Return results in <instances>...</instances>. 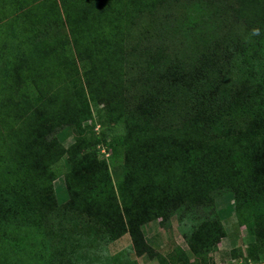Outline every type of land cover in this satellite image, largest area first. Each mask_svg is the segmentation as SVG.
<instances>
[{"label":"trees","instance_id":"1","mask_svg":"<svg viewBox=\"0 0 264 264\" xmlns=\"http://www.w3.org/2000/svg\"><path fill=\"white\" fill-rule=\"evenodd\" d=\"M149 1L88 0L74 8L62 0L61 17L63 14L70 30L74 59L86 66L84 83L75 91L81 101L71 100L67 106L62 103L49 106L43 99L34 111L27 105L25 97L18 102L2 103L1 112L14 109L17 120H21L11 135L16 148L7 149L8 152L15 149L16 155L11 156L9 165L5 163L0 175V192H8L6 197L0 194V237L13 238V242L19 243L18 251L22 247L25 249L24 245L32 250L31 244L37 237L36 224L40 222L39 230L44 233L46 228V234L50 232L58 238L51 251L61 254V244L64 249L67 244L73 250L67 255L65 264H119L125 258L123 252L109 257L103 246L107 247L124 234H129L135 254L153 257L155 253L146 244L141 226L152 220L162 221L163 217L156 214L147 220L143 193L128 190L124 181H119L117 172L126 170L132 176L138 172L149 173L148 168H154L158 175L173 177L178 170L177 163L172 161L178 160L176 156H186L187 147L192 149L190 154L196 152L199 155L192 163L199 170L191 180L208 184L212 191L218 189L224 195H232L237 218L243 225H248L250 236L258 235L250 223L251 218L245 216V209L252 201L255 209L261 210L264 204V72L240 82L234 74L235 80L227 78L224 64L238 53L239 45L235 49L232 43L224 41V56L212 58V66H208L206 72L201 67L192 72L182 64L179 68H184L183 71L175 72L178 62L170 57L163 60L156 56L151 62L143 57L139 79H131L126 87L128 73L122 60L125 35L121 24L124 18L129 19L143 7H149ZM235 1L238 25L258 29L264 24V0ZM15 4L19 7L20 1ZM51 11L60 12L58 7ZM86 22L88 25L84 27ZM49 46L36 44L32 53H25L26 58L18 54L20 59L16 57L13 68L30 63L32 69L37 61L41 65V60H48L52 55ZM259 55L262 65L263 46ZM63 68L67 69V65ZM64 72L66 70L61 73ZM145 77L155 79L157 84L166 83L170 91L182 88V100L185 103L188 99L191 106L177 125L167 123L169 121L156 110L154 103L147 102L148 99H142L132 108L127 107L129 103H126L132 97V83ZM87 97L96 106L103 104L108 126L101 134L91 131L88 141L78 140L64 149L54 137H48L61 124L81 129L80 120L90 117L85 104ZM79 107L82 109H77ZM78 112L80 119L76 118ZM105 138L113 139L125 148L123 153L108 161L118 179L114 188L107 166L97 160L94 152L96 144ZM25 153L27 158H24ZM189 159L192 156L185 160ZM57 177L64 178L67 194V200L62 204L59 203L63 200L59 201L53 190ZM114 189H117L118 198ZM199 196L200 193L195 202L202 204L205 199H199ZM55 214L60 217L58 221L54 220L55 226L66 225L60 230L64 234L54 225L50 226L53 221L50 222V217ZM210 225H205L203 238L207 240L198 238L201 243L196 241L197 245H189L195 256L210 252L215 248L216 240L222 237L217 226L208 228ZM69 234L79 239L77 249L69 240ZM36 246L39 249V245ZM249 255L252 257L251 251ZM53 257L59 261L60 257ZM244 258L242 264H248L249 258Z\"/></svg>","mask_w":264,"mask_h":264},{"label":"rangeland","instance_id":"2","mask_svg":"<svg viewBox=\"0 0 264 264\" xmlns=\"http://www.w3.org/2000/svg\"><path fill=\"white\" fill-rule=\"evenodd\" d=\"M17 1H20L19 7L15 4ZM65 1L75 8V6L81 7L88 0ZM61 3L62 0H0V175L5 163L9 165V160L13 159L11 156L16 155L15 149L11 152L7 149L11 146L16 148L11 142V135L21 121L17 120L14 109L1 112L3 102L9 100L18 102L25 97L28 100L27 105L34 111L39 108L43 99L49 106L61 103L62 106H67L66 104L71 100L77 103L81 101L75 91L84 83L86 66L83 62L74 59L70 30L65 24L63 14L61 17L63 11ZM149 5L131 16L132 18H124L121 24V30L125 35L122 60L125 72L128 73L126 87L131 79L135 81L139 79V70L143 69L140 66H144L140 64L143 57L150 62L156 56H160L163 60L170 57L178 62L175 72L183 71L184 68L181 70L179 68L181 64L192 72L197 69L196 67H201L206 72L208 66H212V58L224 56V41L232 43L235 49L236 45H239L238 53L234 57L230 56L229 63L224 64V74L227 78H233L234 74L238 79L237 82H240L264 72V63L261 65L259 55V50L264 47V24L258 29H245L238 25L235 0H154L153 2L150 0ZM55 7H58L60 12L51 11ZM87 22L84 27L88 25ZM218 42L220 44H217ZM41 43L50 45L49 51L52 55L47 58L48 60H41V65L37 61L32 69L29 68L30 63L24 64L22 68H13L12 65L16 64L18 54L25 55L26 58V54L32 53L34 46ZM135 45L138 47L136 48ZM33 57L31 61L34 60ZM66 65L67 69H64ZM63 70L66 72L62 74ZM177 89L170 91L166 83L157 84L155 79L145 77L142 81L132 83L130 87L132 97L126 104L129 103L127 107L132 108L142 99H148L147 102L154 103L156 110L169 121L167 123L177 125L191 106L188 99L185 103L182 100L184 94L182 88ZM85 104L88 106L86 109H89L90 117L87 120H80L81 129L76 130L67 124H61L48 138L54 137L64 149H68L78 140L88 141L91 131L101 134V131L108 126L103 104L96 106L88 97L85 98ZM77 109L81 110L82 107ZM76 118L80 119L79 112ZM82 131H84L82 134L78 133ZM94 149L97 160L105 163L108 168L113 188L117 187L118 179L113 174L108 161L123 153L124 145L105 138L101 139ZM187 149L186 156H176L178 160L172 161L177 163L176 170H178L173 177L158 175L154 168H148L149 173L138 172L132 176L128 175L126 170L117 172L119 181L123 180L128 190L135 194L143 193L147 220H151L156 214L163 217L162 221L157 219L144 224L158 222L163 229V231L147 229L144 233L145 238L154 245L149 243L152 247L158 246L156 264H241L244 257L249 258L248 264H264V204L261 210L255 209L252 201L245 209V216L251 218L250 223L255 226V232L258 233L256 236H250L248 225H243L234 212L235 201L232 195H224L223 191L218 189L212 191L208 184H198L191 180L192 175L197 174L199 170L192 165L194 159H199V155L196 152L190 154L192 149L190 147ZM25 155L24 158H27L28 154ZM191 156L192 159L185 160ZM165 181L167 183L163 185ZM53 190L57 199L63 200L58 202L59 204L67 200L63 177L56 178L53 182ZM113 191L118 198L117 189ZM199 193V199H205L202 204L195 202ZM0 194L6 197L8 192L2 191ZM106 205L110 206V203ZM59 218V214L51 216L50 222L53 221L50 226H55L54 220L58 221ZM206 223L217 226L219 236L222 234V237L216 240V246L210 252L195 256L189 245L190 243L197 245L196 241L203 238ZM36 225L37 237L33 239L31 251L26 245H24L25 249L22 247L21 251H18L16 246L19 243L13 242V238L0 237V264H65L67 262V255L73 250H70L67 244H64V249L61 244V254H57L55 250L51 251L53 249L51 247H56L57 236H52L50 232L46 234L48 231L46 228L44 233L43 230H39L42 225L40 222ZM64 226L66 225L55 227L59 233L64 234L60 231ZM166 229L167 232L164 231ZM144 235L142 233L143 237ZM76 237L71 236L69 239L73 247L75 246L74 249L78 248L76 243L79 239ZM121 240L120 244L111 243L103 247L109 257L121 249L125 258H122L119 264H127L131 262L129 254L134 252L132 241L131 238L128 241L124 240L126 243ZM175 243H180L184 252L176 247ZM36 245H39V249ZM250 251L252 257L249 255ZM241 254L242 259L239 258ZM53 256L55 259L60 257L59 261L52 259Z\"/></svg>","mask_w":264,"mask_h":264},{"label":"crops","instance_id":"3","mask_svg":"<svg viewBox=\"0 0 264 264\" xmlns=\"http://www.w3.org/2000/svg\"><path fill=\"white\" fill-rule=\"evenodd\" d=\"M147 229H152V230H159V231H163V229L161 228V225L158 223V222H152V223H150V224H147V225H144L142 228H141V230H142V233H143V235H144V233H145V231L147 230ZM161 229V230H160ZM167 230L168 229H166V230H164L165 232H167ZM172 231H173V229H172ZM168 234V233H167ZM173 236H174V234H173ZM144 238H145V235H144ZM121 239H123V241L124 240H130V236H129V234H124L121 238H119V239H117V240H115L114 242H112V243H114V244H120V242L122 241ZM145 241H147L146 242V244L148 245L149 243H150V241H149V239H146L145 238ZM125 243H126V241H124ZM111 244V243H110ZM109 244V245H110ZM151 244V243H150ZM148 245L151 249H152V252L153 253H155V254H153V257H150L149 255H147V254H142V255H137V254H135L134 252L133 253H130L129 255H130V257H129V259H130V261L131 262H133V264H156V262H157V253H159L157 250H158V246H156V248H154V247H152V246H154L153 244H151V245ZM175 246L176 247H178L182 252H184V249L182 248V246L180 245V243H175ZM121 252V249H120V251H118L116 254H118V253H120ZM116 254H114V255H116ZM114 255H111V256H114Z\"/></svg>","mask_w":264,"mask_h":264},{"label":"built area","instance_id":"4","mask_svg":"<svg viewBox=\"0 0 264 264\" xmlns=\"http://www.w3.org/2000/svg\"><path fill=\"white\" fill-rule=\"evenodd\" d=\"M240 264V263H239ZM242 264V263H241Z\"/></svg>","mask_w":264,"mask_h":264}]
</instances>
